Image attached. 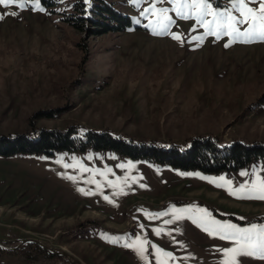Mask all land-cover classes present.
Here are the masks:
<instances>
[{
	"label": "rangeland",
	"instance_id": "374dc122",
	"mask_svg": "<svg viewBox=\"0 0 264 264\" xmlns=\"http://www.w3.org/2000/svg\"><path fill=\"white\" fill-rule=\"evenodd\" d=\"M57 1L52 9L39 1V9L0 6V138L75 126L79 135L108 132L181 151L203 138L221 147L264 145V41L206 36L198 42L193 37L205 29L194 16L178 17L171 0L157 8L169 9L176 21L171 31L183 43L153 34L148 25L158 15H141L152 0L140 7L133 0H101L130 17L132 26L98 35L94 27L81 31L66 22L82 16L74 9L80 0ZM96 2L86 3L87 9ZM185 2L191 0H179ZM204 2L216 12L239 16L232 8L235 0L223 7ZM13 11L18 15H9ZM58 110L62 113L48 116ZM77 162L92 171L64 167ZM221 177L236 190L264 179V166L253 162L228 177L133 161L110 151L0 157V241L5 242L0 264H71L38 244H21L25 240L64 251L79 264H158L157 248L172 253L174 259L160 256L165 264H224V250L235 242L205 232L194 222L195 210L206 209L213 219L239 228L264 227V200L231 195L217 186ZM93 179L100 188L88 182ZM189 208L193 212L176 219L173 209ZM156 229H162L160 235ZM138 239L147 241L146 259L126 246ZM236 264L264 260L238 255Z\"/></svg>",
	"mask_w": 264,
	"mask_h": 264
},
{
	"label": "trees",
	"instance_id": "16d2710c",
	"mask_svg": "<svg viewBox=\"0 0 264 264\" xmlns=\"http://www.w3.org/2000/svg\"><path fill=\"white\" fill-rule=\"evenodd\" d=\"M46 9L56 8L57 0H38ZM216 7H223L231 0H209ZM84 0L74 4L76 13L82 16H71L66 19L70 25L79 30L89 25L94 27L92 33L104 35L122 33L131 26L130 17L116 10L113 6L98 0L87 9ZM76 14V15H77ZM96 28V29H95ZM61 110L49 114V117L61 114ZM110 151L122 158L133 161H146L157 166H169L183 171H201L205 174H225L228 177L246 168L253 162L264 166V145H245L235 142L221 147L212 138L196 139L186 151L175 146L160 148L155 144L135 143L108 132L88 131L79 135L78 127L71 126L66 130L40 129L35 136L29 133L0 138V157L16 156H52L56 152L86 153ZM44 252L43 249L39 248ZM52 257V256H51Z\"/></svg>",
	"mask_w": 264,
	"mask_h": 264
},
{
	"label": "snow or ice",
	"instance_id": "6c2138e0",
	"mask_svg": "<svg viewBox=\"0 0 264 264\" xmlns=\"http://www.w3.org/2000/svg\"><path fill=\"white\" fill-rule=\"evenodd\" d=\"M90 0H85V3H89ZM148 0H133L136 7H140L142 3H146ZM164 0H152L149 7L143 8L141 15L148 18L150 15H158V19L154 22L149 23V27L152 28L153 34L155 35H170L172 39L184 42V38L175 32L171 31L174 21L171 16L168 15V8H157L158 3H163ZM173 3L174 11L178 17L182 19H190L194 16L198 25L205 29L203 36L193 37L194 40L198 42H203L206 36H213L219 40L222 36L232 37L233 41L242 40V42L249 43L252 41H264V0H235L232 8L239 13V16L232 15L231 10L224 12H216L212 9L210 4L204 2V0H191V2H185L183 4L179 3V0H171ZM249 5H258V7H252ZM0 6L7 8L9 6H14L20 10L31 6L34 9H39V3L29 5L27 0H0ZM42 10V9H40ZM191 14V15H190ZM9 15H18L17 11L9 13ZM211 15L212 19H206L207 16ZM4 19V15L0 14V20ZM139 23V21H137ZM247 25L246 28L241 30L242 26ZM231 43V42H230ZM229 46L228 44L225 45ZM79 166L83 171H92L91 169L84 168L77 162L76 165L65 164L66 168H75ZM119 167L124 168V165ZM111 171V170H109ZM101 176L107 177L106 172H99ZM241 175L247 176V172H242ZM69 179H75L69 176ZM222 183H218L217 186L227 187L229 193L233 196L238 194H246L248 198H258L264 200V179L257 177L251 185L243 184L239 189L233 190L232 182L226 180L224 177L220 178ZM89 183L96 184L97 188L101 187V183L95 179L88 181ZM109 186L115 188L117 184L113 181L107 182ZM216 183V181H213ZM143 186V185H141ZM81 191H84L81 189ZM85 195H94L93 192H84ZM108 199L107 196L104 197ZM240 198H244L241 195ZM191 213L193 209H173V213L176 215V219H181L180 213ZM195 212L198 214V218L194 222H198L205 232L210 235L219 236L220 239L234 241L236 247L228 248L224 250V254L228 257L224 264H236V257L238 255H245L248 257L264 260V227L257 225H252L248 228H239L232 223H221L211 217L206 209H196ZM150 219L157 218L148 214ZM158 215H167V213H162ZM165 223H172L171 220L165 221ZM156 234L160 235L162 229H156ZM147 241L137 240L132 244L126 245L127 247L134 248L142 257H144V252L146 251L144 245ZM157 261L158 264H165L164 261L160 260V256L174 259L172 253L164 252L163 250L157 248ZM146 259V257H144Z\"/></svg>",
	"mask_w": 264,
	"mask_h": 264
},
{
	"label": "water",
	"instance_id": "95a60500",
	"mask_svg": "<svg viewBox=\"0 0 264 264\" xmlns=\"http://www.w3.org/2000/svg\"><path fill=\"white\" fill-rule=\"evenodd\" d=\"M26 243H35L38 244L39 246H41L44 250L48 251L49 253L56 255V256H61V257H65L71 264H79L77 261L74 260V258L72 256H70L69 254H67L64 251H56L48 246H46L45 244L37 241V240H25V241H21V244H26ZM0 244H5V242L0 241Z\"/></svg>",
	"mask_w": 264,
	"mask_h": 264
}]
</instances>
